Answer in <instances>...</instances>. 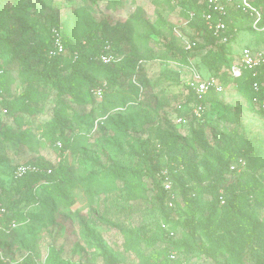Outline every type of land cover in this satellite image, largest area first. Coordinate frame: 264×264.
I'll return each instance as SVG.
<instances>
[{
	"label": "rangeland",
	"instance_id": "rangeland-1",
	"mask_svg": "<svg viewBox=\"0 0 264 264\" xmlns=\"http://www.w3.org/2000/svg\"><path fill=\"white\" fill-rule=\"evenodd\" d=\"M120 1L116 9L100 3L81 11L85 0H0V11L10 12L0 34L8 36L18 31L14 39L27 40L23 52H36L49 39L50 23H64L76 16V21H72L75 46L93 25L126 31L123 53L116 64L131 73L135 84L146 83L141 86L140 105H119L105 115L99 102L85 105L66 98L69 106L79 112H94L82 128H74L73 132L80 137L67 157V163L76 167L77 178L84 179L86 185L75 190V203L69 208L52 203L49 213L38 215L34 230L22 225L15 241L0 240L5 263L16 264L29 253L42 262L55 246L72 264H147V258L154 252L147 238H160L164 228L172 240L191 252L186 253L188 264H264V110L245 96L239 84L223 74L227 68L216 58L206 59L205 51L195 45L188 48V42L196 44L202 39L185 24V17L172 0ZM254 1L264 12V0ZM16 7L28 8L27 13L15 12ZM142 16L150 27L143 24ZM176 23H182V28L173 26ZM252 24L243 19L237 21L236 39L229 42L234 55L244 46L264 47L257 43V35L252 34ZM170 42L174 46L170 47ZM181 50L194 52L189 60L205 76H219L224 87L217 100L209 104L202 123L187 114L183 123L178 122L188 107L185 103L191 99L187 86L192 72L189 67L164 57ZM36 64L43 66L39 61ZM137 64L144 70L142 81L137 79ZM0 65H5L6 74L11 77L5 87L0 84V90L5 97L15 96L22 91L24 75L18 61L8 57L1 47ZM69 70L68 67L66 71ZM122 84V89L129 87L128 80ZM48 94L30 118L29 127L37 135L46 130L56 106L54 91ZM0 123L5 128H17L1 108ZM139 139L147 140L152 149L163 148L158 159L161 166H165L169 154L175 155L177 199L161 205L149 179L144 180L146 192H143L126 188L121 178L111 175L113 168L143 166ZM37 140L32 139L23 147V156L11 153L0 165V192L11 198L17 196V183L10 175L19 162L41 161L54 167L59 164L58 151L46 141ZM185 185L193 188L201 209L197 217L203 219L202 224L194 225L196 240L205 243L215 257L195 248L189 229L172 221L183 222L187 218L183 215L186 208L181 195ZM217 187L226 189L230 201L243 197L244 211L252 222L227 223L220 214L207 219ZM37 195L45 198L40 190ZM231 205L227 203L222 210L232 212ZM30 212L35 214L39 209L31 207ZM205 226L209 227L208 235L203 234Z\"/></svg>",
	"mask_w": 264,
	"mask_h": 264
},
{
	"label": "trees",
	"instance_id": "trees-1",
	"mask_svg": "<svg viewBox=\"0 0 264 264\" xmlns=\"http://www.w3.org/2000/svg\"><path fill=\"white\" fill-rule=\"evenodd\" d=\"M175 6L179 9L180 14L185 18V24L192 30L198 32L201 36V41H197L196 49L205 51V57L216 58L226 68L227 72L223 74L233 81L239 84L240 88L245 93V96L253 102V97L256 95L253 90L254 81H258L260 84V92L258 96L264 100V65L260 68L258 77L253 75L245 68H242L240 76L236 77L232 73V66L239 62V57L229 48V43H222L220 37L215 35L213 30L209 29L205 20L202 18V2L205 0H172ZM254 5L256 2L250 0ZM100 3H105L106 7H114L115 9L121 5L120 0H85L84 7L81 11H87L95 8ZM256 6V5H254ZM35 7V6H34ZM28 8L16 7L15 12L27 13ZM35 11V10H33ZM195 11L193 17L189 12ZM15 12L13 14H15ZM16 15V14H15ZM10 16L8 10L0 11V31L4 29L5 19ZM77 16L68 19L64 23L52 22L48 25L49 39L38 47L37 51L23 52L21 49L27 40L18 42L14 39V36L19 35L18 31L11 32L8 36L0 34V47L3 52L11 59L17 60L19 68L24 75L22 91L15 96L5 97L4 92L0 90V108L4 113L14 122L17 128H5L0 123V165L4 164L6 157L9 154L21 157L23 156V147L28 144L32 139L39 141H46L49 145L59 153V164L54 167L49 163L41 161H28L19 162L11 170V180L16 182V194L17 196L11 198L4 192H0V202L7 208L8 214L6 220H16L19 223V227L9 231H0V240H16L19 237L18 229L22 225H29L30 230H34V222L39 219L38 215H46L49 213L52 203L58 206L69 208L75 203L74 192L81 185H86L84 179L77 178V170L74 165L67 163V157L69 151L74 147L78 141V133H74V128H82L83 123L92 118L94 112L81 113L74 107L69 106L66 98L70 97L76 103L92 105L99 102L98 106L101 108L102 113L105 115L109 113L116 106H135L140 105L142 99V84H135L131 78V73L124 70L122 67L117 66L116 59L120 57L122 52V46L125 44L124 33L121 31L116 32L110 30L108 26H90L87 32L84 34L83 40L76 43L73 33V23L76 21ZM143 24L149 26V22L143 16L140 18ZM227 29L221 35H232L231 40L236 39L237 21L243 19L248 23H252L254 18L249 14L242 12L238 9H229L226 16ZM176 28L181 29L182 23H176ZM258 26L260 31L250 27L252 34L257 35L256 41L264 46V12ZM61 30L65 51L61 55L50 56L49 51L53 46V28ZM150 27V26H149ZM169 46H174L172 42ZM173 51V50H172ZM102 54L110 55L113 61L109 64H104L100 60ZM194 55V52L181 50L180 52H172L171 56H165V60H174L181 65L187 67L196 68L201 74V70L189 59ZM43 63L40 68L36 64ZM138 65V64H137ZM69 67V71L68 70ZM134 67V66H133ZM137 79L142 81L143 67L141 64L137 66ZM135 69V68H133ZM65 74H62V72ZM7 69L5 65H0V84L5 87L9 84L11 77L7 76ZM204 75V74H202ZM95 76L101 79L98 80ZM205 76V75H204ZM208 76H216L210 74ZM128 80L129 87L122 89V82ZM106 82V88L102 93V96L96 94V90ZM191 99L185 103L188 105L184 114L191 116L190 109L195 103H201L208 108L210 103H214L217 98L222 94L214 90L209 91L202 98H197L194 92L187 86ZM54 91L56 97V106L53 111V117L51 122L46 125V130L42 134H35L29 127L30 118L34 116L42 100L48 97L49 91ZM254 103V102H253ZM255 104V103H254ZM261 109V108H260ZM264 110V109H263ZM207 109L202 118L192 117V120L198 122H204ZM92 125V124H91ZM81 133V132H79ZM77 138V140L75 139ZM57 142H61L62 146L59 147ZM143 166L140 168H113L111 175L114 178H121L125 182V187L128 189H140L143 192L146 190L143 188L145 185V178L149 179L153 190H155L161 205L169 202L168 192L162 185V178L159 176V172L162 169H167L171 180L173 182V192L175 198H178V187L176 185L175 178V155L169 154L168 161L165 166L159 165L158 159L163 153V148L154 149L150 148L147 140L139 139ZM20 165H37L41 168L38 172H28L21 177H15L14 171ZM48 169H51V173H48ZM88 188H90L88 186ZM41 191L45 194V198H40L37 195V191ZM251 193L245 194L247 197ZM181 195L183 199V206L186 208L183 215L187 218L183 222L179 220H172L178 225H182L189 229L192 234L193 243L195 248L215 257V254L209 252L206 244L198 242L196 240V229L194 225L202 224V218L197 217L198 213H201L200 206L198 205V199L193 194V188L189 185H185L181 189ZM172 199V201L174 200ZM244 199L234 198L230 199L226 195V189L217 187L215 189V196L211 202V212L207 219L216 217L220 214L223 217V221H232L235 224H244L252 222L250 216L246 215L244 211ZM232 203V212L229 210H222L227 203ZM31 207H37L39 212H30ZM206 226H209L206 224ZM205 226V227H206ZM206 229V231H205ZM172 230H176V227H172ZM204 235H208L209 227L202 228ZM170 232H167L164 228H161L160 238L150 236L147 238L150 245L154 248V252L147 258V264H181V260H174L171 258V253L176 251L177 253L184 255L188 259L187 254L191 252L172 240ZM126 235V234H125ZM129 246V243H127ZM159 245V246H156ZM187 253V254H186ZM188 262V261H187ZM0 264L5 263L4 258L0 257ZM16 264H72L70 260L65 259L61 255V249H57L55 246L51 247L44 261H39L38 257L33 254H27L21 261Z\"/></svg>",
	"mask_w": 264,
	"mask_h": 264
},
{
	"label": "built area",
	"instance_id": "built-area-1",
	"mask_svg": "<svg viewBox=\"0 0 264 264\" xmlns=\"http://www.w3.org/2000/svg\"><path fill=\"white\" fill-rule=\"evenodd\" d=\"M202 18L205 20L209 29L213 30L214 34L220 37L222 43H229L232 35H221L227 29L226 16L228 15L229 9H238L244 13L249 14L254 21L252 22L253 28L260 31L261 28L258 26V22L261 19L262 12L254 6L250 0H205L202 2ZM190 16L195 15V11L189 12ZM53 46L49 51L50 56L61 55L65 51V46L63 42V37L61 30L58 28H53ZM195 43L188 42V48H191ZM237 56L239 57V62L233 64L231 70L234 76L238 77L242 73V68L247 69L253 77H258L260 68L264 65V47L263 48H251L249 46L242 47ZM100 60L104 64H109L113 61L110 55L102 54ZM192 72V77L188 82V87L194 92L197 98H202L209 91L214 90L216 92H222L224 87L215 76H204L196 68L190 67ZM106 88V82L96 90L98 96H102L103 91ZM253 90L256 95L253 97V102L257 104L261 109H264V100L260 99L258 93L260 92V84L258 81H254ZM182 108V106H179ZM206 106L201 103L193 104L190 109V114L192 117L202 118L206 112ZM185 117L180 115L178 117V122L183 123ZM59 147L62 146L61 142H57ZM41 168L37 165H20L14 171L15 177H21L28 172H38ZM48 173H51V169H48ZM159 176L162 178V185L164 189L168 192L169 202L175 198V193L173 192V182L171 180L170 174L167 169H162L159 172ZM8 214L7 208L0 202V231L9 232L17 227L19 223L16 220H6V215ZM173 234V232H171ZM0 257L3 258V253L0 250ZM171 258L174 260L180 259L181 264H188L187 259L184 255L177 253L176 251L171 253Z\"/></svg>",
	"mask_w": 264,
	"mask_h": 264
}]
</instances>
